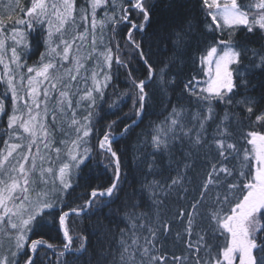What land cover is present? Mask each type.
I'll return each instance as SVG.
<instances>
[{"label":"snow or ice","instance_id":"6c2138e0","mask_svg":"<svg viewBox=\"0 0 264 264\" xmlns=\"http://www.w3.org/2000/svg\"><path fill=\"white\" fill-rule=\"evenodd\" d=\"M0 7V264H53L48 250L57 264H264V0ZM97 146L114 164L103 189L81 175ZM73 175L90 188L75 207Z\"/></svg>","mask_w":264,"mask_h":264},{"label":"trees","instance_id":"16d2710c","mask_svg":"<svg viewBox=\"0 0 264 264\" xmlns=\"http://www.w3.org/2000/svg\"><path fill=\"white\" fill-rule=\"evenodd\" d=\"M3 3L5 4L8 3V0H3ZM24 3H28V0H24ZM78 3L83 4L84 0H78ZM2 11H5V9L3 7H0V12ZM201 19H203V17H201ZM193 55L196 54L193 53ZM133 68L136 69L135 75L138 77V79L145 78L146 73L139 65L135 64V62H133ZM198 75H199V68L193 65L191 62H189L184 74L185 81L191 76H198ZM112 85H115V89H113ZM81 87H83V85H81ZM2 91L3 88L2 86H0V92ZM130 91L131 89L126 71L124 69H120L119 71H116V69L114 68L113 79L111 81V84L107 92H108V96L111 98L109 103L113 101H117L118 104H123V107L120 111V117H124L126 114L131 115L132 111L134 110L133 99H130L128 95ZM117 97H119V100H117ZM105 110L107 111V105H105ZM76 111L78 113H83L86 110L83 108V106H81V108L76 109ZM81 118H82L81 116L79 115L77 116V119H81ZM114 118L116 117H109V119H114ZM0 123H3L2 119H0ZM147 123L148 121L145 120V123L143 125H141L139 128H136L135 133L130 139H124L120 143L114 144L113 147L116 148L121 153H123L126 149H131L132 146L136 143V135L145 132L147 130L146 129ZM93 124L95 127V132L91 137V144L96 145L97 140L100 137L101 133L104 132L107 128V122L105 121L103 123H96L94 119ZM2 133H3V128H0V135H2ZM0 147H3V144H0ZM99 152L100 150L97 146L92 152L91 164L89 165L88 168L85 169L84 173H82L81 175H86L88 177L87 184L90 185L92 188L103 189L104 187L108 186L110 181L114 178L113 175L114 164L106 167V163H107L106 158L102 155H98ZM127 159L128 157H125V160ZM73 183L76 187V190L73 191L71 197L67 199V203H69L72 207H75L78 204H82L84 202L82 197H85L89 194L90 188L84 187L83 181H81L80 184H77L75 175H73ZM75 219H76L75 217H70L69 219L70 227L73 223V220ZM81 228L82 229L84 228V221H81ZM45 238L48 239L49 242L53 243L54 245H60L61 241L63 240V235L62 233L58 234L57 229L53 227L50 230H46ZM79 242L80 241L77 240V244H79ZM169 248H171V243L169 244ZM48 251L53 264H57L56 257L55 255L52 254V250H48Z\"/></svg>","mask_w":264,"mask_h":264},{"label":"water","instance_id":"95a60500","mask_svg":"<svg viewBox=\"0 0 264 264\" xmlns=\"http://www.w3.org/2000/svg\"><path fill=\"white\" fill-rule=\"evenodd\" d=\"M63 235V234H62Z\"/></svg>","mask_w":264,"mask_h":264}]
</instances>
